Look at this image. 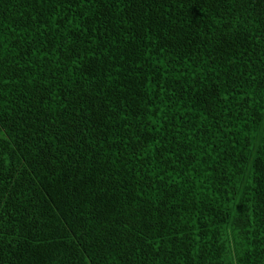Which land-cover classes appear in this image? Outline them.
I'll return each instance as SVG.
<instances>
[{
    "label": "trees",
    "instance_id": "1",
    "mask_svg": "<svg viewBox=\"0 0 264 264\" xmlns=\"http://www.w3.org/2000/svg\"><path fill=\"white\" fill-rule=\"evenodd\" d=\"M0 264H264V0H0Z\"/></svg>",
    "mask_w": 264,
    "mask_h": 264
}]
</instances>
